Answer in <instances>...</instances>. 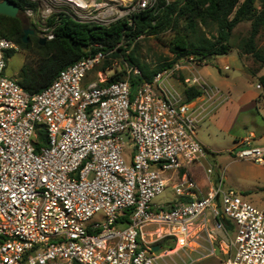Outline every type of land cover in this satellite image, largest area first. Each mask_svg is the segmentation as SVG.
<instances>
[{"label": "built area", "instance_id": "1", "mask_svg": "<svg viewBox=\"0 0 264 264\" xmlns=\"http://www.w3.org/2000/svg\"><path fill=\"white\" fill-rule=\"evenodd\" d=\"M154 1L136 0L125 13ZM85 3L81 8L69 3L60 11L102 25L119 18L93 21ZM39 36L49 40L53 33ZM16 48L0 37V264H157L172 251H163L160 239L177 244L182 238L183 249L190 237L200 236L209 255L219 230L233 233L225 243L224 264H264V209L225 189L221 173L212 181L213 166L205 168V191L187 169L206 158L195 128L205 103L216 95L196 77L192 82L206 95L200 100H185L169 84L168 78L192 56L133 88L128 77L85 81L112 51L98 50L29 94L5 73L6 52ZM130 72L140 74L131 64ZM40 130L46 141L37 148ZM253 135L240 139L234 155L264 165V145L252 144ZM169 170L176 174L172 187L178 199L154 206L152 199L169 180L162 172ZM148 226L153 228L145 230Z\"/></svg>", "mask_w": 264, "mask_h": 264}, {"label": "rangeland", "instance_id": "2", "mask_svg": "<svg viewBox=\"0 0 264 264\" xmlns=\"http://www.w3.org/2000/svg\"><path fill=\"white\" fill-rule=\"evenodd\" d=\"M31 1L36 3V8H26L19 11V14L24 26L34 29L35 34L39 36L51 30V27L46 24V20L52 12L68 10L70 4L81 8L86 5L85 1H87L91 8L85 12H91L90 15L93 21L104 22L117 16L119 18L128 17L130 13L127 14L125 12H128L127 8L132 6L136 0H75L73 4L72 2H69L70 4L64 2L63 4V2L58 0ZM49 6L51 7V14L45 12ZM249 26L248 21H243L232 32L230 40L233 45L232 49L238 53L240 61L236 56V52L230 50L228 52L229 67H221V64L214 60L215 57L208 61L193 60L182 62L183 67L175 70L172 76L168 78V81L171 86L172 83L174 84L173 88L181 95L182 93L184 94V89L190 86H194L200 91L202 90L200 85L192 82L194 77L199 79L200 84H203L204 88H206L205 84H207L216 92L213 97L215 99H213L214 103L208 109L207 115L205 113V116L195 128L197 139L199 141L202 139L208 145V148L204 147V149L210 153H206V158L200 160L199 163L195 162L187 168L198 186H208L205 168L211 165L214 167V173L211 175L212 181L218 179L221 173L224 176L223 187L225 189L236 191L244 201L259 209H264V165L253 161L241 160L234 155V151L242 146L239 145L240 139L248 137L250 131L254 133L253 139H251L252 144L264 145V88L259 87V89L256 87L260 82L259 76L255 75L257 71L264 69V60L259 61L252 58L251 55H242L236 48L239 39L248 34ZM172 36L173 32L170 30H165L156 35H142L137 38L136 43L128 47L126 52L135 48L136 55L140 61L148 63L151 67H156L161 63L173 60L174 55L169 51L168 46ZM257 44L261 49H264V32H261L257 37ZM25 56L26 53L24 51L16 48L12 55L8 57L5 69L8 77H18ZM105 60L111 61L110 67L99 70L94 67L87 74L86 82L96 81L100 78L108 79L120 71H124L125 76H127L129 62L122 54L117 57L107 55ZM240 62L243 66V71L239 69L241 67ZM196 69L199 70L198 73ZM98 72L101 74L99 75ZM178 87H180V90H178ZM238 106L240 107L239 109ZM121 136L126 147L124 150L125 157L129 160L128 139L126 134ZM183 171L184 169L182 168L180 174ZM162 177L165 179L169 178V180L162 192L151 201L154 206L161 208L171 205L178 199L172 187L177 181L175 172L171 170L164 171L162 172ZM95 217L103 221V218ZM151 228L153 227L148 226L144 229ZM232 237L233 233L231 231L228 235L219 230L217 239L214 241L215 254L211 256H207L208 244L200 236L190 237L183 249H179L183 244L182 238H179L177 244L171 238H162L159 240V244L163 251L172 246L174 250L168 249L172 251L168 255L159 258L157 264H224L227 255L225 243H229ZM176 250L178 251L175 252Z\"/></svg>", "mask_w": 264, "mask_h": 264}, {"label": "trees", "instance_id": "3", "mask_svg": "<svg viewBox=\"0 0 264 264\" xmlns=\"http://www.w3.org/2000/svg\"><path fill=\"white\" fill-rule=\"evenodd\" d=\"M10 1L17 5L19 11L36 8V3L31 0ZM19 11L14 17L0 14V37L12 40L17 49L26 53L15 79L29 94L40 92L61 69L98 50H112L108 54L111 57L122 54L140 72H130L127 76L124 71L116 72L106 83L128 77L134 88L143 80L150 81L154 74L172 66L180 58L192 56L194 61H208L228 53L233 48L230 41L232 32L243 21H248L250 26L248 34L236 44L238 52L259 61L264 60V49L257 44V37L264 32V0H155L151 6L107 25L81 22L58 11L46 20L53 37L43 44L38 42L36 34L29 35L27 42L22 41L24 24ZM165 30L173 32L168 42L169 51L174 55L172 61L151 67L138 59L135 48L126 52L138 37L156 35ZM14 51H7V57ZM110 64L111 61L105 60L96 69H106ZM258 78L260 86L264 88V76ZM200 94V89L194 86L184 89L185 100H192ZM38 133L40 143L36 144L37 148L46 141L45 132L40 130Z\"/></svg>", "mask_w": 264, "mask_h": 264}, {"label": "crops", "instance_id": "4", "mask_svg": "<svg viewBox=\"0 0 264 264\" xmlns=\"http://www.w3.org/2000/svg\"><path fill=\"white\" fill-rule=\"evenodd\" d=\"M232 50H234V49H232ZM235 51V50H234ZM230 52V51H229ZM236 52V51H235ZM236 56H237V58L239 59V55H238V53L236 52ZM232 58H234V57H232ZM214 60L217 62V63H219V64H221V67H224V66H228L229 67V56H228V53H226V54H223V55H217V56H215V58H214ZM239 61H240V59H239ZM240 71H243V66H242V64H241V62H240ZM200 68V67H199ZM198 68V69H199ZM198 69H196V72L198 73L199 72V70ZM255 75H258V76H261V75H263L264 76V69H260L259 71H257L256 73H255ZM174 84L172 83V86H173ZM256 87H257V85H256ZM261 87V86H260ZM257 88H259V87H257ZM260 89V88H259ZM178 90H180V87H178ZM182 95L184 96V98H185V95L182 93ZM217 95H219V94H217ZM210 96H211V94H210ZM214 97V96H213ZM200 98H206V95H202V94H200L199 96H197V97H195V98H193V99H195V100H197V99H199L200 100ZM214 98H212V100H213ZM210 101V100H208L206 103H205V108H206V110H205V113H206V115H207V111H208V109H210V107L212 106V102L213 101ZM215 100V99H214ZM228 100H230V99H228ZM227 102V101H226ZM225 102V103H226ZM224 103V104H225ZM240 107L238 106V109H239ZM209 112H210V110H209ZM205 113H204V116H205ZM210 114V113H209ZM250 133H252V134H254L252 131H250ZM201 144L207 149L208 148V145L201 139ZM184 169V168H183ZM188 171H189V169H188ZM191 173V172H190ZM200 188L203 190V191H205V190H207L208 189V186H206V187H201L200 186ZM213 254H215L214 252L212 253V254H209V255H207V256H211V255H213Z\"/></svg>", "mask_w": 264, "mask_h": 264}, {"label": "water", "instance_id": "5", "mask_svg": "<svg viewBox=\"0 0 264 264\" xmlns=\"http://www.w3.org/2000/svg\"><path fill=\"white\" fill-rule=\"evenodd\" d=\"M18 7L15 3L11 2L10 0H0V14L7 15V16H16L18 14ZM35 31L34 29L30 27L23 28V34H22V41L25 43L29 39V35H34ZM45 37L38 36V42L40 44H43L45 42ZM210 55L208 56V58ZM153 250H158V246H153Z\"/></svg>", "mask_w": 264, "mask_h": 264}, {"label": "bare ground", "instance_id": "6", "mask_svg": "<svg viewBox=\"0 0 264 264\" xmlns=\"http://www.w3.org/2000/svg\"><path fill=\"white\" fill-rule=\"evenodd\" d=\"M65 1H67V2H72V4H73V2H75V0H65ZM75 4V3H74Z\"/></svg>", "mask_w": 264, "mask_h": 264}]
</instances>
